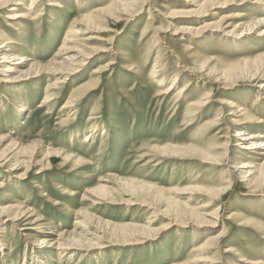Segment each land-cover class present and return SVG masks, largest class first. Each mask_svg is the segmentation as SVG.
<instances>
[{
  "label": "rangeland",
  "instance_id": "obj_1",
  "mask_svg": "<svg viewBox=\"0 0 264 264\" xmlns=\"http://www.w3.org/2000/svg\"><path fill=\"white\" fill-rule=\"evenodd\" d=\"M14 1L0 7V34L52 71L0 84V153L11 159L0 156V206L30 211L18 225L0 217V264H38L34 251L51 264H263L264 182L249 185L240 167L264 156L243 150L234 132L245 126L264 142V25L251 23L264 21V0H132L138 4L130 12L97 27L76 25L81 15L120 0H41L35 12L31 0ZM19 11L26 13L22 26L10 19ZM73 24L83 30L78 46L89 56L65 79L52 62L63 59L62 39ZM177 75L178 88L164 94ZM55 84V101L36 106ZM75 91L79 104L64 108ZM206 95L202 111L186 112ZM22 100L30 110L19 114ZM240 109L256 123L243 120ZM91 125L94 139L84 143ZM12 139L24 147L21 154L7 148ZM35 142L39 148L30 146ZM40 146L84 160L75 166L54 157L48 166L31 163L28 174L12 167L36 152L42 160ZM203 150L217 159H203ZM198 204L207 216L187 224L180 214ZM54 225L82 239L59 252L41 248L39 231ZM224 230L219 250L194 261L195 245Z\"/></svg>",
  "mask_w": 264,
  "mask_h": 264
},
{
  "label": "bare ground",
  "instance_id": "obj_2",
  "mask_svg": "<svg viewBox=\"0 0 264 264\" xmlns=\"http://www.w3.org/2000/svg\"><path fill=\"white\" fill-rule=\"evenodd\" d=\"M31 1H32L31 5L33 6L32 11L35 12L36 8H37L38 4L41 2V0H31ZM13 2H15V1L14 0H3L2 2H0V7L5 8V6L7 7L8 4L13 3ZM16 2H19V1H16ZM86 2H88V0H83V2L80 4L84 5ZM136 4H138L137 1L133 2L132 0L113 1L110 4H108L107 6H104V8H102V9H98V10L96 9L93 11L90 10L91 12H88V14L81 15L80 19H78L79 24L76 26H79V25H85V26L90 25V26H92L93 25V26L97 27L96 25H103V24L110 23L111 19L112 20L113 19H119L121 15H125L124 14L125 12H130V10L133 7L135 8ZM201 5L202 4H198L197 6L200 8V7H202ZM51 6L56 8V7H59L60 4L57 1L56 3H52ZM32 11H28V13H30ZM22 14H26V13L19 11V12H17L16 15L14 14L12 17H10V19L17 20L19 25L22 26L21 22L24 21V18H23L24 15H22ZM263 14H264V11H263ZM262 20H257L255 18L251 23L256 22L255 26H257L256 28H259L262 25H264V21H262ZM252 25H254V24H252ZM76 26H75V24H73L70 32L67 34V36L64 39H62L64 46H63V50L61 51V54H60V52H59V54H60V56L62 55L63 59L60 62L57 60L58 63L56 61L52 62L58 68L57 70H55L57 72L55 75H58L60 73H61V75L64 74L65 79H66V76L69 74L70 68L74 67L75 61L82 59L81 62H84L85 60L88 59L87 56H89L87 53H84V51H82V49L79 48L80 46H78V43H80L79 42V36L83 35V30L80 28H77ZM236 28H237V26H236ZM187 29H190V28H187ZM248 33H249V31H248ZM260 33H261L260 34L261 36H264L263 31ZM22 53H23V50L18 49V47H16V45L11 40V38H7L6 35H4L3 33L0 34V84L1 83L2 84H5V83L8 84L9 83V85L11 84L10 86H17L18 83L21 84L23 82H26L27 80L38 79L43 74L48 73L49 71H52L49 69V67H46L43 63L41 65H39L37 62L33 61V59H30L27 56V54L22 55ZM78 62H80V61H78ZM112 64L113 63H109L107 66L112 65ZM259 66H260L259 68L264 67V62L262 64H259ZM64 71H65V73H63ZM102 71H104V70L102 69ZM259 71H261V69H259ZM152 72L155 74L156 77L159 76L160 72L158 69V64L155 65ZM255 76L258 77L257 75H255ZM256 77L254 78V80L258 79ZM179 79H180V76L177 75L175 77V79L173 80V82L170 83V86L168 87V89H166V92L164 94L170 95L171 93H173L176 90V88H178L177 84H178ZM158 80H159V77H158ZM158 82H161V84H163L164 79L161 81H158ZM58 84H59V82H58ZM58 84H55L54 86L52 85L53 90L49 89L48 92L45 93V96L42 98V103L38 104L36 106H39V108L43 109L44 107L50 105L53 101H55V99L57 97V91H55V88L58 87ZM10 86L7 85L6 89H9ZM49 86H51V85H49ZM3 87H5V86H3ZM52 87H49V88H52ZM262 88H263V86H262ZM10 89H13V88H10ZM20 90L16 89L13 91L19 92ZM184 92H185V90L183 89L182 91H180L179 95L181 96V94H184ZM81 94H82L81 91H75L74 94H72L71 97L69 98V100L66 102V104H64V108L75 109L77 107V105L79 104L78 99L82 96ZM210 97L211 96L206 95V97L202 100H199V99L191 100L189 102V105L187 106L186 112L188 114H190V113H194L197 111H202V108L210 102ZM26 104L27 103L25 100L24 101L22 100L18 104L17 112L19 114H22V112H25V110H28V111L30 110V109H26L24 107ZM239 112H243V114L240 115L241 117L244 118L243 120H248V121L251 120L252 123H253V121L256 123L255 120H257V119L255 116H253V114L250 113V115H249V113H247V111L244 109H240ZM263 121L262 120L259 121L258 124H261ZM240 124H242V123H240ZM206 125L209 126L207 123H206ZM244 128H245V126L241 130H235V132H234L235 133L234 137H237V138H239V140L242 141V143H241L242 149L246 150V151L257 150V151H260V152H258L260 154V156H264V142L259 141L260 140L259 136H256L254 133H251V132H249V130H247L246 128L244 129ZM93 132H95L94 126H92L90 133L84 137V140H85L84 143L91 142V140L94 139V136L92 134ZM14 133L15 132H13V134ZM7 140H8V137H7ZM0 142H6L4 137L0 138ZM9 143L10 144L7 146V148H9L10 150H12V148H14V151L19 149L18 151L20 152V154L24 151V147L21 146L20 144L16 143V140L12 139V141H9ZM39 145H41L39 142L38 143L35 142V143H32V145H30V146H33V148H36V147L39 148ZM40 147H42L44 149L46 146L45 147L40 146ZM166 148L167 147H164L163 149H166ZM170 151H172V149ZM203 151H202V154H199L203 159L204 158L206 160L207 159L208 160L217 159V155H215V153H210L208 150H203ZM4 154H5V152L4 153L2 152V153H0V156H4ZM37 154H38L37 152L31 154L32 159L30 162L29 161L26 162V160H23V161L17 160V162L12 167H15L14 168L15 170L21 166L24 168L26 167L25 171H27V173L26 172L25 173L28 174V172H29L28 170L31 166V163L37 164V162L40 163V162H43L44 160H46L47 164L45 163V166H48V162L50 161V159H52L54 157L60 158L61 156H63V159L65 162H68L70 164L73 163L75 166H76V163L80 164V162L82 160H84V158H78L79 156H75L72 151H65L64 149L57 150L55 148H49V149L45 148L44 150H42L40 152V156L43 155L42 160H40V159L38 160L39 154L38 155ZM8 158H9V156L8 157L4 156L2 158V160L7 161ZM10 160H8L7 163L10 162ZM45 166L42 165L41 168H43ZM240 168H242L241 174L243 175V178L247 179L246 181L249 185L252 183H256V182L257 183L264 182V161L260 164H257L255 162H243V163H241ZM20 176H22V175H20ZM19 179H22V178H19ZM0 185H3V184H0ZM195 188L198 189V191H202L201 187H199V185H196ZM101 190L104 191L105 189L100 188V191ZM222 190H224V189H222ZM68 191L70 192L69 197H74L78 193V192H74V191H72V193H71V191L68 190V188H66L65 194H69ZM205 191L207 192L208 197L209 196L210 197L216 196L219 199V195H217V192L211 191L209 189H206ZM16 207H15V205L13 207L8 206L7 208H6V206L1 207L0 208V217L6 215L7 219L11 220L12 223H15V225H18L17 221H21L25 217H27L29 215L30 211H27L25 207L24 208L21 206H18V208H16ZM205 207H206V205L200 206L198 204V206L192 208L191 210H189V212L181 213L180 215L183 218V220L187 221L186 223L189 224L190 221H194L195 219L198 220L197 216L199 218L207 216L206 213L205 214L202 213V211H203L202 209H204ZM68 210H69V208H68ZM216 213H218V212L215 211V213H211L212 216H210V217L216 218V216H218V214H216ZM193 215H195L196 218H194ZM30 221H32V219H30ZM38 222H40V221H38ZM203 222L205 223L206 220ZM39 225L41 226V229H44V227H42L43 226L42 224H39ZM59 227L60 226L54 225L49 231H46V232L44 230H40L39 234L45 235V236L42 238H39L38 245H41L42 246L41 248H50V250H53L51 248L55 247V250L56 251L58 250V252H59V251L65 250V249H71L73 245L77 244L82 239L81 237L78 238L79 235H76L74 233L71 234L67 231H64V228L60 229ZM225 234H226V230L222 231V233L217 235V236L207 237L204 241H201L199 244L195 245V248L193 249L195 254H192V256H191V257H193V260L205 262V260L208 258V256L212 254L210 252H214L215 250L218 249V247H220V245L218 246V244L220 243V240H222V237ZM50 237L51 238L53 237V239L51 240ZM234 251H236V250L233 248H230L229 251H226V252L227 253L230 252L233 254ZM34 254H35V256L31 257L32 261L34 260L32 263H36L37 262L36 258H38L39 259L38 264H39V262H40V264H51V262H49L50 258L48 257V254L47 255L42 254V253L40 254V252H37V251H34V253L32 255H34ZM230 257H231V255H230ZM229 260H231V259H229ZM246 262H247V264H256V262L254 260H251V259H249V261H246ZM185 264H188V263H185ZM263 264H264V262H263Z\"/></svg>",
  "mask_w": 264,
  "mask_h": 264
}]
</instances>
